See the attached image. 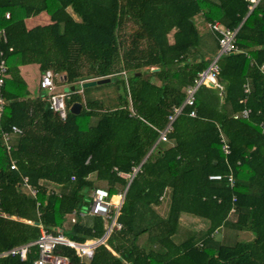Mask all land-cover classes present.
I'll return each instance as SVG.
<instances>
[{"label":"trees","instance_id":"trees-1","mask_svg":"<svg viewBox=\"0 0 264 264\" xmlns=\"http://www.w3.org/2000/svg\"><path fill=\"white\" fill-rule=\"evenodd\" d=\"M251 4L0 0V27L8 35L1 43L8 76L0 121V253L37 240L42 228L81 243L102 237L111 219L93 215L65 225L66 216L88 210L93 190L104 187L97 182L106 183L112 196L125 192L131 181L117 219L121 228L96 247L92 258L65 245L56 253L70 264H264V0L252 10ZM45 11L50 23L27 26V18ZM199 14L238 29L237 45L247 53L222 55L224 90L199 87L195 105L176 117L169 141L157 143L173 108L183 105L185 88L211 62L197 53ZM32 63L42 74L52 70L57 86H75L64 119L50 108L40 83L42 91L31 96L19 67ZM107 77L110 82L100 86L115 84L117 96L104 105L91 95L94 86L81 82ZM74 103L81 104L78 113L71 110ZM245 107L251 109L249 118H235ZM12 125L22 133L11 134L8 150L2 133ZM222 135L231 148L228 156ZM12 160L17 169L11 168ZM136 166L140 170L131 180ZM213 174L222 178L212 180ZM23 176L38 189L36 197L23 190ZM165 193L169 205L161 215L156 207ZM183 213L204 219L206 231L175 241ZM222 228L249 232L252 238L222 242L216 237ZM38 256L33 245L25 260L5 255L0 264H32Z\"/></svg>","mask_w":264,"mask_h":264},{"label":"built area","instance_id":"built-area-1","mask_svg":"<svg viewBox=\"0 0 264 264\" xmlns=\"http://www.w3.org/2000/svg\"><path fill=\"white\" fill-rule=\"evenodd\" d=\"M252 4L258 3L260 0H249ZM251 4V6H252ZM250 6V7H251ZM6 17L10 18V13H6ZM209 28L213 31L218 39V45L220 53L219 55L210 62L209 66L198 73L197 77L195 78L193 84L189 85L185 88L186 97L182 106L174 107L172 113L168 116V123L164 129L159 130V138L157 143L159 142H167L169 141V134L173 130V123L176 117L182 112L185 106H194L196 103V94L199 87L206 85L209 87H213L218 89L219 91L224 90V85L221 82L219 77L220 73V66H219V59L222 55L231 54L232 52H244L241 50L236 42V35L238 29H231L224 25H222L218 21L208 22ZM8 41V35L6 29L4 27H0V121L3 118L7 100L3 95V88L5 85V80L8 76V64L5 58V52L1 49V43L6 44ZM10 51L13 50L12 47L9 48ZM264 68V65L262 66ZM83 85V81L81 82ZM40 86L45 91V97L50 103V108L57 112L61 118H65L67 115V107H66V99L71 96L72 91H56L57 85L54 81V73L52 70H46L41 77ZM250 88L249 85H245V92H249ZM251 113V109L245 107L241 112L236 113L234 115L235 118H249ZM191 116H196V110H192L190 113ZM262 133L264 135V122L260 124ZM22 129L18 125H12L10 131H3V139L5 144L7 145V149L10 150L11 145L9 143L11 134H21ZM222 137V150L226 156L231 153L230 145L228 144L224 135ZM11 168L17 169V164L15 160L11 162ZM140 170V166H136L133 168V173L129 175L131 180L133 179L134 175ZM210 179L216 180L221 179L222 175L220 174H213L209 176ZM228 180L231 186L235 184V177L233 172H230L228 176ZM23 190L30 194L33 197H36L38 194V189L34 187L30 181L28 176L22 177V184ZM166 193L161 196V200H164ZM118 197L117 200L114 198ZM125 192H120L117 196L110 195L107 189L104 187H98L93 190L92 192V202L90 203L88 210L84 211H73L71 215V222H76L78 216H84L85 214L90 215H98L102 217H107L111 219L105 234L97 238L95 240H89L87 242L81 243L75 240H72L65 236L63 233H53L49 232L42 228L41 235L39 238L33 242L26 243L23 245L15 246L7 251H3L0 253L1 256L11 255V256H19L22 260L27 258V255L30 251L31 246L36 245L39 250V256L37 259L33 261L32 264H70V260L67 256L57 254L56 249L59 245H65L70 248L75 249L76 254L80 257L90 259L93 257L95 253V249L100 244H106V240L109 235L113 232L115 228L120 229L121 223L118 222V216L120 214V209L122 203L124 201ZM235 199V198H234ZM234 210V209H233Z\"/></svg>","mask_w":264,"mask_h":264},{"label":"rangeland","instance_id":"rangeland-1","mask_svg":"<svg viewBox=\"0 0 264 264\" xmlns=\"http://www.w3.org/2000/svg\"><path fill=\"white\" fill-rule=\"evenodd\" d=\"M69 11L75 16L77 17L76 14L73 13L72 8H69ZM48 21H50V15L47 11L42 12L36 16H33L32 18H30L28 20V25L29 26H33L35 24H42V23H47ZM205 21V20H204ZM206 36H203L199 42V45L197 47V53L200 56V58H203L207 61L209 60H214L220 53V50L217 46V41L215 39V37L210 34V42L206 43ZM121 76H123L125 79L128 77V74H126L125 72L121 73ZM117 80V78L113 79V81L115 82ZM33 86L35 87V92L38 93L40 92V86H39V72L36 71L33 77ZM82 91V90H81ZM91 95L94 96L95 98H98L100 101L103 102L104 105H109L110 103L114 102L116 96H117V91L115 88V84L113 86H103L101 87L100 85L98 86H94L92 87L91 90ZM131 110L133 113H135L134 109L131 107ZM96 122V117H92L91 118V123H95ZM169 143V142H168ZM94 178V180H96V175L92 176ZM96 185H100L106 187V183H100L97 182ZM58 188V187H57ZM60 189V187L58 188ZM122 193H124L123 191H121ZM169 194V190L167 192ZM168 205H169V200L165 199L163 201V203H161V205H158L156 207V210L161 214H165L168 210ZM86 211V210H83ZM190 214H188V216H184L181 220H180V225L182 226L180 231L178 233H176V235H174V239L175 241H180L182 240V238H184L186 235H188L190 232L194 231L196 233L201 232V231H206L208 224L206 223V221H203L202 218L200 217H194V216H189ZM182 217V215H181ZM202 219V220H200ZM69 225V223L67 224ZM216 237L218 239H220L222 242H228V243H233L237 240H249L252 238V234L249 232H245V231H235L233 229L230 228H222L220 229V232L216 235ZM147 238V235H142L140 237L139 242L143 243Z\"/></svg>","mask_w":264,"mask_h":264},{"label":"crops","instance_id":"crops-1","mask_svg":"<svg viewBox=\"0 0 264 264\" xmlns=\"http://www.w3.org/2000/svg\"><path fill=\"white\" fill-rule=\"evenodd\" d=\"M256 4H258V3H256ZM256 4H252V6L250 7V9L252 10L254 7H255V5ZM33 17V16H32ZM32 17H30V18H32ZM30 18H27L26 19V24H27V26L29 27V28H32V27H34V26H36V25H38V24H35V25H33V26H29L28 25V20L30 19ZM215 21H218V20H215ZM51 22V19H50V21H48L47 23H50ZM195 22H196V25H197V27H198V29H199V33H200V37L202 38L203 36H206V43H209L210 42V34H212L214 37H215V39H216V41H217V46H218V48H219V45H218V39H217V36H216V34L213 32V31H211L210 30V28H209V25H208V22L207 21H204V18H203V16H202V14H199V15H197L196 17H195ZM219 22V21H218ZM47 23H42V24H47ZM264 65V64H263ZM262 65V66H263ZM262 66H261V68H262ZM263 69V68H262ZM19 70H20V75H21V77L26 81V83H27V85H28V88H29V90H30V94H31V96L32 97H35L36 95H38L40 92H38V93H36L35 92V87L33 86V83H32V81H33V77H34V74H35V72L36 71H38L39 72V83H40V80H41V77H42V73H41V71H40V69H39V65L38 64H36V63H32V64H26V65H21L20 67H19ZM38 83V84H39ZM66 88H68V86L67 85H65V84H62V85H58L57 86V89H56V91H62V89H66ZM43 91H44V89H42ZM42 90H40V91H42ZM45 92V91H44ZM92 176H95V174H92L90 177L92 178V179H94ZM118 195V194H117ZM117 195H115V196H117ZM117 199H118V197H117ZM83 211V210H82ZM87 211V210H86ZM86 211H84V212H86ZM188 216V214H186V213H183L182 214V217H181V219L184 217V216ZM189 216H193V215H189ZM90 218V217H93V215H90V214H85L84 216H78L77 217V219L78 218ZM195 217V216H194ZM198 218V217H197ZM71 215H68V216H66V221H65V225H67L71 220ZM200 220H202V219H200ZM203 221H205L204 219H203ZM182 227V226H181ZM109 247V246H108Z\"/></svg>","mask_w":264,"mask_h":264},{"label":"water","instance_id":"water-1","mask_svg":"<svg viewBox=\"0 0 264 264\" xmlns=\"http://www.w3.org/2000/svg\"><path fill=\"white\" fill-rule=\"evenodd\" d=\"M234 54H235L234 52L231 53V55H234ZM159 70H160L159 67L152 68V71H159ZM110 80H111V78L107 77V78H101V79H97V80L88 81V82H85L83 84V87L95 86L97 84L98 85L105 84V83L110 82ZM73 90H75V86H71V87H68V88L65 89V91H73ZM80 108H81V104L80 103H74V105L71 108V110L74 111L75 113H78L79 110H80ZM147 157H148V155H147ZM130 182H129L128 186L125 189V193L128 190V187L130 185ZM35 224L36 225H41V223L39 221H36Z\"/></svg>","mask_w":264,"mask_h":264}]
</instances>
